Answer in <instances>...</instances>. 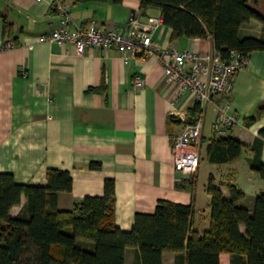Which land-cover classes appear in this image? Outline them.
I'll return each instance as SVG.
<instances>
[{"label": "crops", "instance_id": "obj_1", "mask_svg": "<svg viewBox=\"0 0 264 264\" xmlns=\"http://www.w3.org/2000/svg\"><path fill=\"white\" fill-rule=\"evenodd\" d=\"M253 2L262 13L264 0ZM62 6L69 8L70 29L92 24L102 30H125L130 16L147 28L150 17L160 16L158 9H141L138 0H0V173L12 174L18 184L44 186L48 169L69 171L71 190L57 193L61 211L71 210L85 196H102L104 180L112 179V224L122 231L131 230L135 214H151L159 200H166L191 204L193 228L202 235L209 226V176L224 198L229 197L227 185L239 188L245 194L240 205L251 211L254 198L264 190V181L249 168L255 154L249 148L264 127V109L258 110L264 108V51L245 58L229 96H213L203 105L200 162L194 174L183 176L174 169L171 137L190 120L189 96L171 104L174 84L155 56L124 60L119 52L98 47L76 54L70 44L40 41L41 35L59 26ZM238 34L259 38L262 25L250 20ZM151 39L160 49L214 51L210 35L171 39V29L163 23L153 29ZM9 40L14 46L2 49ZM134 76L144 79L143 86L133 85ZM223 103L229 104L238 122L216 130L214 118ZM251 116L255 120L246 125ZM226 137L246 148L234 161L209 163L207 145ZM259 159L264 164V141ZM92 162L100 167L91 168ZM201 174L205 181L199 187ZM24 201L22 197L12 207L11 217L19 214ZM239 231L244 234L245 227L239 225ZM77 242L89 249L92 245ZM219 263L230 264V255L220 254ZM124 264H139L134 247L125 249ZM162 264H175V254L164 251Z\"/></svg>", "mask_w": 264, "mask_h": 264}, {"label": "trees", "instance_id": "obj_2", "mask_svg": "<svg viewBox=\"0 0 264 264\" xmlns=\"http://www.w3.org/2000/svg\"><path fill=\"white\" fill-rule=\"evenodd\" d=\"M105 2L106 0H74ZM120 3L122 0H112ZM141 9L160 11L163 24L171 29V39L179 37L213 39L214 50L223 60L230 51L248 57L264 51V15L253 0H138ZM256 20L262 35L239 37L242 24ZM7 26L3 25V31ZM264 108H259V112ZM199 110L190 109V122ZM255 116L246 119L248 125ZM264 127L249 148L255 154L249 168L264 181L260 147ZM246 148L232 137L207 145L209 163L222 164L237 159ZM91 168L100 165L92 162ZM72 178L67 170L48 169L46 185L18 184L12 174L0 173V264H124L125 249L137 250L139 264H162V253L175 254V264H220L222 253L230 255V264H264V190L249 211L240 205L245 194L235 185H227L229 197L209 176L206 192L210 196L209 226L202 235L193 228V206L159 200L151 214L137 213L130 231L112 224L114 181L105 179L102 196H85L71 210L57 208V193L69 192ZM24 204L15 217L9 212ZM239 225L245 227L240 233ZM91 242V248L78 245Z\"/></svg>", "mask_w": 264, "mask_h": 264}, {"label": "built area", "instance_id": "obj_3", "mask_svg": "<svg viewBox=\"0 0 264 264\" xmlns=\"http://www.w3.org/2000/svg\"><path fill=\"white\" fill-rule=\"evenodd\" d=\"M40 1V0H37ZM69 8H59V26L49 34L39 37L42 42L70 44L76 54H82L88 47L115 50L124 60L128 57L155 56L167 80L174 84L170 97L171 104L187 94L192 106L199 110L194 113L193 122L184 121L181 130L171 137L174 169L183 176L192 175L200 162L199 145L202 125V107L213 96H229L234 87V76L242 67L245 58L236 51H230L229 59L223 60L217 51L198 53L188 50L160 49L151 39L153 29L163 23L161 16L150 17L149 26L144 28L136 16H130L125 30H102L90 24L87 28L70 29ZM14 42L9 40L2 49H9ZM144 79L134 76L133 85L141 87ZM237 117L230 112L228 103L218 107L213 127L223 130L234 126Z\"/></svg>", "mask_w": 264, "mask_h": 264}, {"label": "rangeland", "instance_id": "obj_4", "mask_svg": "<svg viewBox=\"0 0 264 264\" xmlns=\"http://www.w3.org/2000/svg\"><path fill=\"white\" fill-rule=\"evenodd\" d=\"M261 10V9H260ZM262 13H264V9H263V7H262ZM264 15V14H263ZM206 163H203V165H202V167H203V169H206V165H205ZM214 171H215V169H213ZM194 174V173H193ZM205 178H204V174L202 175L201 174V176L199 177V187H201V185L204 183V180ZM201 181V182H200ZM202 183V184H201Z\"/></svg>", "mask_w": 264, "mask_h": 264}]
</instances>
